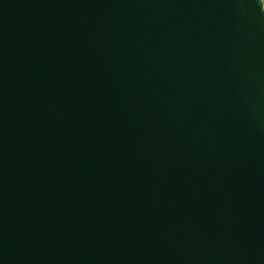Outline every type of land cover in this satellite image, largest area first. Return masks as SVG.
<instances>
[{
	"label": "water",
	"instance_id": "1",
	"mask_svg": "<svg viewBox=\"0 0 264 264\" xmlns=\"http://www.w3.org/2000/svg\"><path fill=\"white\" fill-rule=\"evenodd\" d=\"M0 264H264L258 0H0Z\"/></svg>",
	"mask_w": 264,
	"mask_h": 264
},
{
	"label": "snow or ice",
	"instance_id": "2",
	"mask_svg": "<svg viewBox=\"0 0 264 264\" xmlns=\"http://www.w3.org/2000/svg\"><path fill=\"white\" fill-rule=\"evenodd\" d=\"M258 3H259V5H260V7H261V6H264V0H258Z\"/></svg>",
	"mask_w": 264,
	"mask_h": 264
},
{
	"label": "built area",
	"instance_id": "3",
	"mask_svg": "<svg viewBox=\"0 0 264 264\" xmlns=\"http://www.w3.org/2000/svg\"><path fill=\"white\" fill-rule=\"evenodd\" d=\"M263 8H264V6H263Z\"/></svg>",
	"mask_w": 264,
	"mask_h": 264
}]
</instances>
